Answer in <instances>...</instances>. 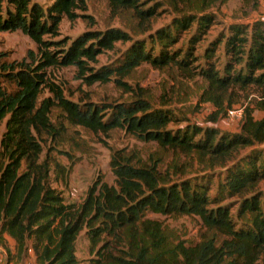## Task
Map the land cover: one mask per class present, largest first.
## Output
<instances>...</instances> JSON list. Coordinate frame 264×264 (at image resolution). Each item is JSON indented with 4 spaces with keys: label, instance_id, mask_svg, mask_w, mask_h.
<instances>
[{
    "label": "trees",
    "instance_id": "1",
    "mask_svg": "<svg viewBox=\"0 0 264 264\" xmlns=\"http://www.w3.org/2000/svg\"><path fill=\"white\" fill-rule=\"evenodd\" d=\"M108 1L116 8L131 7L143 21L153 15L152 8L139 9L138 0ZM85 10L86 0H52L46 6L37 0H0V31L19 30L36 46L35 54L28 52L29 62L6 63L0 53V71L11 86L0 83V124L6 118L0 137V248L7 252V261H23L31 250L37 264H78L75 242L83 231L92 255L90 264H264V190L256 189L264 181V147H256L264 146V115L254 119L246 108L240 132L225 136L214 127L171 129L176 118L141 94L125 103L69 101L47 78L48 68L72 65L86 84L104 83L112 75L122 78L144 62L153 67L174 65L186 75L190 72L189 53L181 58L164 49L153 54L139 40L130 44L120 66L91 71L88 63L103 50L130 38L117 30H105L85 31L69 43L55 40L62 18L73 21L77 12ZM194 22L201 30L210 20L189 17L176 24L184 31ZM229 29L223 51L231 62L222 72L209 61L198 70L207 82L204 100L219 107L213 121L222 112L224 101L231 102L235 89H256L260 96L256 107L264 113V22H254L250 33L240 25ZM174 37L167 29L155 35L158 42L165 43L161 48L171 46ZM219 43V39L211 43L208 58ZM113 79L131 92L120 79ZM44 88L52 97L39 100ZM54 106L72 125L94 133L122 129L141 141L196 155L211 166L226 167L240 149H249L226 168L224 176L228 193L240 197L236 216L247 214V223L238 225L230 207L212 201L204 185L181 178L174 181L172 175L162 176L158 162L139 165L121 151H115L110 161L114 184L97 178L80 202L66 203L62 192L49 182L47 161L39 160L38 135L57 134L49 119ZM147 213L197 216L201 221L198 241H169L162 223ZM7 238L14 242L13 253Z\"/></svg>",
    "mask_w": 264,
    "mask_h": 264
},
{
    "label": "rangeland",
    "instance_id": "2",
    "mask_svg": "<svg viewBox=\"0 0 264 264\" xmlns=\"http://www.w3.org/2000/svg\"><path fill=\"white\" fill-rule=\"evenodd\" d=\"M37 1L46 6L52 0ZM142 3L145 4L144 7ZM138 5L139 9H153V15L148 21L141 20L131 7L116 8L108 0H86V10L77 12L79 16L73 21L62 18L58 27L59 36L55 40L69 43L85 31L117 30L127 34L130 40H119L113 44L112 49L103 50L94 62L88 63L91 71L120 66L130 44L139 40L153 54L164 49L165 53L176 54L181 58L189 53L187 56L190 60V72L186 75L174 65L153 67L144 62L122 78L112 75L104 83L97 81L86 84L79 78L77 68L72 65L48 68L47 78L62 90L66 99L79 104H114L129 102L141 94L154 107L167 110L176 118L175 123L170 125L171 129L187 126L214 127L225 136L240 132V123L246 108L251 110L254 119L263 117L264 113L256 107L260 99L259 93L249 87L245 90L235 89L230 95L231 102L224 101L222 112L213 121L211 117L216 110L219 111V107L204 100L207 82L198 74V70L206 67L209 61L222 72L226 64L231 62V56L223 51L224 38L230 34V26H245L247 33H250L254 22H264V0H138ZM189 17L194 21L207 17L210 23L201 30H198L196 22L188 30L183 31L177 27L176 21ZM161 29H167L175 36L171 46L161 48L165 43L158 42L155 38L156 32ZM217 39L220 40L217 50L208 58L206 53L212 48L211 43ZM28 52L35 54L36 46L27 35L19 30L0 31V53L3 55L1 61L29 62ZM113 78L120 79L131 87V92L117 86ZM0 83L6 88L11 87L1 71ZM44 97H52L48 88L41 89L39 100ZM49 119L57 134L38 135L42 148L39 160L47 161L49 182L52 187L62 192L66 203L80 202L88 187L97 178L114 184L110 161L115 151H121L139 165L158 162V170L162 176L172 175L171 179L174 181L181 178L204 185L212 201L230 207L232 217L238 225L247 223V214L236 216L240 197L228 193L224 187V176L226 168L240 161L249 149H240L233 162H228L226 167L211 166L196 155L179 154L161 148L156 142L141 141L122 129L94 133L82 126L72 125L57 106L51 108ZM5 121L6 118L0 124V137L5 131ZM256 189L264 190V181ZM147 216L162 223L169 241L184 240L186 243H195L199 239L201 221L197 216H166L154 213H147ZM87 245V238L81 231L75 242L78 264H90L89 258L92 255L88 252ZM8 246L13 253V242H8ZM7 257V252L0 248V264L8 263ZM9 262L37 264L31 250L23 261L14 259Z\"/></svg>",
    "mask_w": 264,
    "mask_h": 264
},
{
    "label": "built area",
    "instance_id": "3",
    "mask_svg": "<svg viewBox=\"0 0 264 264\" xmlns=\"http://www.w3.org/2000/svg\"><path fill=\"white\" fill-rule=\"evenodd\" d=\"M3 264H15V263H11V262H5V263H3ZM23 264H31V263H23Z\"/></svg>",
    "mask_w": 264,
    "mask_h": 264
},
{
    "label": "crops",
    "instance_id": "4",
    "mask_svg": "<svg viewBox=\"0 0 264 264\" xmlns=\"http://www.w3.org/2000/svg\"><path fill=\"white\" fill-rule=\"evenodd\" d=\"M8 239V242H10V241H12L13 242V240L12 239H10V238H7ZM14 243V242H13ZM33 255V254H32Z\"/></svg>",
    "mask_w": 264,
    "mask_h": 264
}]
</instances>
